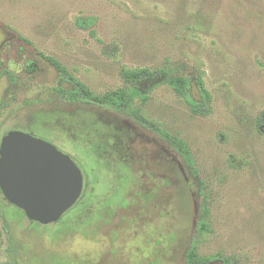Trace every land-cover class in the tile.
Listing matches in <instances>:
<instances>
[{
  "label": "rangeland",
  "instance_id": "rangeland-1",
  "mask_svg": "<svg viewBox=\"0 0 264 264\" xmlns=\"http://www.w3.org/2000/svg\"><path fill=\"white\" fill-rule=\"evenodd\" d=\"M81 17L96 19L93 33L77 25ZM3 39L0 62L14 71L16 86L0 109V132L19 112L52 101L59 131L42 125L53 120L42 110L44 120L32 127L42 139L55 130L75 141L80 133L69 128V116L77 126L84 119H145L170 139L195 188L172 163L165 202L127 200L141 177L135 161L115 170L121 174L103 173L102 196L117 181L120 187L107 207L88 217L74 205L48 225L0 193V264H188L191 249L220 255L204 264H264V0H0ZM40 53L61 61L80 83L76 103L53 93L60 79ZM124 68L167 73L137 85L141 95L131 104L118 99L121 88L133 86ZM167 75L190 79L193 99H201V79L212 96L206 114L193 113ZM172 137L186 142L190 157ZM201 221L205 232L197 230Z\"/></svg>",
  "mask_w": 264,
  "mask_h": 264
},
{
  "label": "flooded vegetation",
  "instance_id": "flooded-vegetation-1",
  "mask_svg": "<svg viewBox=\"0 0 264 264\" xmlns=\"http://www.w3.org/2000/svg\"><path fill=\"white\" fill-rule=\"evenodd\" d=\"M4 41L5 39L0 41V50L4 46ZM40 56L47 61L42 53H40ZM48 64L51 65L49 62ZM2 65L3 63L1 61L0 109L5 103L8 89L12 86H16L14 71ZM51 67L53 66L51 65ZM59 79L60 84L53 88V93L61 97L65 103H76V101H70L60 94V88L67 89L71 85L68 81L61 79L60 76ZM196 86L201 97V90L198 85ZM195 100L199 102L202 101L201 99ZM81 103L87 104L89 102ZM55 105L56 102L52 101L51 105L47 107L43 106L31 113L22 115L19 112L11 119L12 122L8 125V129L5 128L0 132V145L3 137L12 130L23 131L32 136L41 138L36 135L37 133L32 130V127L44 120L39 115L42 110L49 109L53 114V120H44L41 122L42 125L49 124L51 127H55L58 130L59 127L56 123L60 121L58 119L59 111L56 109ZM56 111H58V113H55ZM75 118V116H69V128H74L76 133H80L77 135L75 141L69 139L66 133L57 132L55 130L51 132L53 134L49 135L47 139H43L55 145L62 152L68 154L81 169L83 175V190L75 205H79L80 209H88L90 211L88 217L98 210L100 204H105L107 207V200H109L113 194L116 195V192H118L120 188L118 181H115L116 185L112 188L113 192L108 195L109 197L102 196V193H100L98 189L103 180V173L109 172L112 175L115 173L121 174L120 171L115 170L118 168L125 169V167H129L135 161L138 164L137 171L140 172L141 177H139V184L137 183V186L136 184L133 185L131 187L132 191L129 190L127 200H131L132 198L133 201L144 205H151L152 207L160 204L161 200L165 202L171 186L172 176L170 165L172 163L178 166L190 187L195 188L181 157L171 152L170 139L161 136L154 125L145 119L134 118L133 121H129L127 119L120 120L111 117L107 123L95 122L92 120L87 121L84 119V124L77 126ZM53 121L54 124H51ZM71 123L74 124L71 125ZM159 153L162 157L156 159V162H154L155 155H159ZM158 162H161V165ZM130 191L132 192L131 196H129L131 193ZM161 195H163V199ZM105 206H103L104 209ZM90 224H94V222Z\"/></svg>",
  "mask_w": 264,
  "mask_h": 264
},
{
  "label": "water",
  "instance_id": "water-1",
  "mask_svg": "<svg viewBox=\"0 0 264 264\" xmlns=\"http://www.w3.org/2000/svg\"><path fill=\"white\" fill-rule=\"evenodd\" d=\"M0 188L5 199L43 225L56 223L83 190L79 166L50 142L12 130L0 145Z\"/></svg>",
  "mask_w": 264,
  "mask_h": 264
},
{
  "label": "trees",
  "instance_id": "trees-1",
  "mask_svg": "<svg viewBox=\"0 0 264 264\" xmlns=\"http://www.w3.org/2000/svg\"><path fill=\"white\" fill-rule=\"evenodd\" d=\"M96 24V19L94 17H81L77 20V25L81 28L91 29L93 33V27ZM42 55L47 59V61L56 69L59 73L61 79L68 81L72 88H60V94L70 101H75L78 98L80 93V83L76 85L75 77L72 73L62 64L61 61L56 59L53 56H47L44 53ZM166 74L167 71L163 68L151 70L148 68H135L129 69L124 68L122 69L121 75L126 83L133 85L132 87L121 88L120 90V97L118 99L122 101H128L132 104L133 99H136L141 95V91L136 88L137 85L142 83L146 80L156 79L160 77L162 74ZM167 82L171 85V87L175 90V92L181 96L186 102L189 103L190 109L195 114H206V112L210 109V102L212 100L211 93L204 87L203 81L200 79L198 80V86L201 90V102L193 99L190 95V79L185 76H172L167 75ZM83 94H89L87 89L83 87ZM109 99H112L109 97ZM172 140L175 141L179 147V149H183L186 151L187 156H191V151L187 146L186 142L180 138L172 137ZM189 158H187L188 161ZM0 193H2L0 188ZM208 229V225L205 221H201L197 228L200 232H205ZM220 255H212V256H199L194 249L189 250L187 253V263L188 264H204L209 263L213 260H216ZM224 264H234L232 261L225 259Z\"/></svg>",
  "mask_w": 264,
  "mask_h": 264
}]
</instances>
